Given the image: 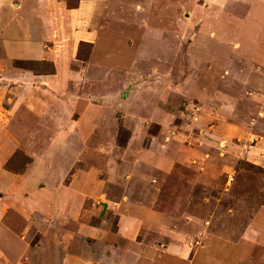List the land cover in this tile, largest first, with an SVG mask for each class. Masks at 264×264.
I'll use <instances>...</instances> for the list:
<instances>
[{"label":"rangeland","instance_id":"obj_1","mask_svg":"<svg viewBox=\"0 0 264 264\" xmlns=\"http://www.w3.org/2000/svg\"><path fill=\"white\" fill-rule=\"evenodd\" d=\"M61 1L58 24L0 4V264H177L209 236L221 264H263L260 230L249 258L231 244L264 212L257 1Z\"/></svg>","mask_w":264,"mask_h":264},{"label":"crops","instance_id":"obj_2","mask_svg":"<svg viewBox=\"0 0 264 264\" xmlns=\"http://www.w3.org/2000/svg\"><path fill=\"white\" fill-rule=\"evenodd\" d=\"M206 2L205 3H208L209 5H211L212 4V2L214 3V2H216L217 3V1L218 2H224V1H226L227 2V4H226V6L228 7V6H235V5H237L238 3H235L234 1H236V0H205ZM243 1V4H245V5H243V7H244V9H246L245 7H247L248 6V1L249 0H242ZM257 1V3L256 4H254V5H251L250 7H248L247 8V10H246V12H245V14H243L242 16H244L243 17V20H248V19H250L251 21H253V22H256L255 20H263L264 21V0H256ZM4 2L5 3H9L10 2V4H13L14 2L15 3H17L16 4V6H17V8L16 9H14V10H12L15 14H19L22 18L24 17V13H26L27 11H29V10H31L30 12H29V14H30V17H29V22H32L34 25L36 24V21L38 20L37 18L39 17L40 18V20H43V21H45V24H47V21H50V22H56L57 24H58V22H61L60 20H62V16H65V14L64 13H67V12H64L63 13V11H62V4L64 3L63 1H61V0H30L29 1V4H24L23 5V3L24 2H21V0H0V4H4ZM230 3H233V4H230ZM22 4V5H21ZM242 5V4H241ZM30 6V7H29ZM237 7H238V5H237ZM25 8H27V9H25ZM208 8L209 7H207L204 11L207 13L208 12ZM59 9V10H58ZM57 10H58V12H57ZM70 11H74V10H76L77 12H78V10H79V8H77V9H74V10H71V9H69ZM228 11V10H227ZM226 11V12H227ZM13 13V14H14ZM220 13V17L222 16V13H221V11L219 12ZM68 14H72V12H68ZM78 14V13H77ZM80 15V14H79ZM224 16V15H223ZM222 16V17H223ZM220 17H218V18H216V20L218 19H220ZM229 17V16H228ZM65 18H68V17H65ZM229 18H231V17H229ZM25 20H27L28 18H24ZM224 19H226V18H224ZM39 20V21H40ZM263 24H264V22H263ZM33 25V26H34ZM39 31L40 30H43L42 29V27L41 26H38V27H36ZM61 29V28H60ZM37 30V31H38ZM64 34V33H63ZM62 35V33L60 32V33H56L55 35H53V41H54V43H56V41H57V38H60V36ZM208 37H211V33H210V36H208ZM45 38L47 39V38H50L49 37V35L47 34L46 36H45ZM38 40V41H37ZM29 39V41H30V43L33 45V47H37V44H36V42L38 43V47H40V48H36L35 49V51L33 50V51H31V52H33V53H31V56H33V57H35V59L37 58L38 60L39 59H41L40 61H42V60H44L45 59V61H46V59L47 58H45V57H48V55H47V53H45L46 52V50L44 49V50H39V49H43V47L42 46H44L43 44V42H41L42 40H41V38H38V39ZM48 41H50V40H48ZM248 41V40H247ZM41 43H43L42 44V46H39V45H41ZM249 43V42H248ZM251 43V42H250ZM248 45V44H247ZM264 46L262 45V48H263ZM94 49H95V47H94ZM93 49V50H94ZM92 50V51H93ZM264 50V49H263ZM47 55V56H46ZM41 57V58H40ZM51 57V56H50ZM50 60H52V58H49ZM51 62V61H50ZM246 65L247 64H244V65H242V66H244V67H246ZM264 61H263V65H262V68H263V70H264ZM14 67H11V70H10V72H12V71H14V69H13ZM56 69L58 70V68L56 67ZM261 73L263 74V76H260V79L258 78V76H257V74H256V72H255V77H256V79H257V81L259 82V88H258V90L260 91V92H263L264 93V71L262 72L261 71ZM32 78H35L36 79V77L33 75V74H27V76H26V82H28V81H30ZM40 78H46V76H41ZM235 79L233 80V81H238V82H243V81H245L244 80V78L243 77H234ZM53 79V78H52ZM54 79H56V81L59 83V79L56 77V75H55V78ZM60 83H61V81H60ZM59 83V84H60ZM256 95V94H255ZM260 96V93L259 94H257L256 96H257V98L255 99L256 101H260L261 102V100H263V97H259ZM69 101H68V103L66 102V104L64 105V104H62V105H60V106H53L52 108L54 109V111L55 112H57V111H59L60 109H62V107L64 108H66V106H67V109H68V107L69 106H71V104H72V99H68ZM259 102V105H261V107H258L257 108V112H255V113H258V116H261V115H263V119H264V102L263 103H260ZM58 114V113H57ZM148 116V115H147ZM147 116H145V117H147ZM94 125V124H93ZM92 134V133H91ZM257 146H258V144H257ZM256 146V147H257ZM252 147H255V146H252ZM263 152L264 151H262V153L260 154V158L261 159H263ZM262 155V156H261ZM259 161V160H258ZM146 163H150V162H146ZM131 164V163H130ZM86 182L87 181H85L84 183H85V187H84V189L81 187L80 188V190H82V192H84V193H87L88 194V196H96V194L98 193V190H102V188L100 189V188H96L95 190H93V185H86ZM44 183H42V185H43ZM80 184H78V186H79ZM95 193V194H94ZM81 198H84V195L82 194V197ZM16 208H17V210H20L21 212L22 211H26L27 210V207H25L23 204L22 205H20V204H17L16 206H15ZM26 209V210H25ZM140 209H142L143 210V206H141L140 205ZM127 211H129V208L127 209ZM135 212V211H134ZM258 215L256 216V218H258V217H260L259 218V220H256L255 221V218H254V220H253V222L251 223V225H248L247 227H246V229H245V231H243V232H241V234H242V236L239 238H236V239H238V240H236L235 239V237H236V235H234V237H233V239H232V242H234V243H231L232 244V246H235L236 247V251L238 252L239 251V246L240 245H242L243 247H242V253L241 254H245L246 256L245 257H247V258H249V254H246V252H245V250H247V249H245V246H244V242L246 241L247 243H246V246H248L249 244H250V242L248 241L249 239H250V241H252V242H255L256 240H258L259 239V237L258 238H255L254 237V235H257V230H260L261 232H262V244H263V246H264V212L263 213H261V211L260 212H258L257 213ZM246 221V219L244 220V222ZM139 221H120V230L122 231V232H127L128 234H130V235H134V233H136V231L138 230V226H139V223H138ZM141 223H142V220H141ZM234 239H235V241H234ZM226 240V238L225 237H222V238H219L218 236H215V237H211V236H209V242H213V243H211V244H209V245H207L206 243H204L205 244V248L204 247H201V248H199V249H195L194 251H193V254H191V255H189V252H185V251H181V253L180 254H176V256H174V255H169V257H171V259L172 258H174V262L175 261H177L178 263L177 264H182V262H185L186 264H192V262H193V260L194 259H196V258H199V257H203L204 256V258H205V264H211V262L212 263H214V264H221V262H222V259H220V260H215V258L217 257V256H219V254H216V255H214V254H212V256H211V253L209 252V247H211V246H216L217 248L221 245V243L220 242H223V241H225ZM218 243V244H216V243ZM216 247H214V248H216ZM216 248V249H217ZM212 252H213V249H212ZM240 254V253H239ZM261 254H263L262 256L263 257H261L259 260H261L262 262H263V264H264V250H263V252L261 253ZM236 254H234V257H231L232 258V260H233V258H239V257H242V256H240V255H236ZM144 257H146V256H144ZM144 257L142 258V259H144ZM123 259H125V260H128V259H130V258H127V257H123ZM136 259L137 260H134V261H138V257L136 256ZM240 259V258H239ZM242 260V262H245L246 261V259L245 258H242L241 259ZM245 260V261H244ZM173 262V263H174ZM236 263H239V262H234V264H236ZM77 264V263H76Z\"/></svg>","mask_w":264,"mask_h":264}]
</instances>
